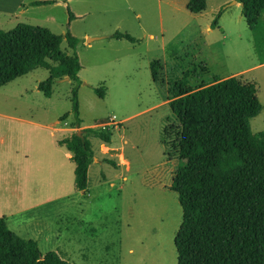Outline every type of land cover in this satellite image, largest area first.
Masks as SVG:
<instances>
[{
  "label": "rangeland",
  "instance_id": "1",
  "mask_svg": "<svg viewBox=\"0 0 264 264\" xmlns=\"http://www.w3.org/2000/svg\"><path fill=\"white\" fill-rule=\"evenodd\" d=\"M52 1L30 5L18 21L77 37L79 122L68 79L53 82L48 97L35 86L47 76L43 68L0 86V217L34 239L41 254L54 251L70 264H175L180 208L170 177L192 159L167 158L160 142L168 86L181 76L191 88L213 76L253 81L261 109L249 128L264 129V64L240 6L204 0L201 12L191 13L187 0ZM115 30L135 40L109 37ZM59 49L69 53L63 38ZM89 129L105 130L108 142ZM76 130L87 133L97 160L88 165L84 191L74 188L73 164L56 142Z\"/></svg>",
  "mask_w": 264,
  "mask_h": 264
},
{
  "label": "trees",
  "instance_id": "2",
  "mask_svg": "<svg viewBox=\"0 0 264 264\" xmlns=\"http://www.w3.org/2000/svg\"><path fill=\"white\" fill-rule=\"evenodd\" d=\"M234 1L240 3L253 50L263 63L264 0ZM50 2L34 0L30 5ZM204 7V0L185 3L191 13ZM72 17L68 12V20ZM215 25L214 17L210 26ZM109 37L135 40L117 30ZM62 38L69 53L59 49ZM77 42L68 30L55 34L44 26L24 22L0 29V86L43 68L47 76L37 82L36 89L48 97L51 84L67 77L70 112L79 122ZM158 66L156 60L149 63L152 81H156ZM92 90L102 97L101 88ZM166 103L169 114L163 118L160 133L164 152L167 158L192 159L174 169L170 177L169 189L180 208V221L172 237L175 264H264V129L251 132L249 128V119L261 109L255 83L233 75L213 76L211 82L191 88L181 76L168 86ZM88 131L104 143L109 140L105 130ZM85 135L84 130L79 135L72 131L56 141L69 153L73 186L82 191L87 188V168L93 159ZM196 155L199 159L193 160ZM0 264L70 263L54 251L41 254L34 239L12 232L0 217Z\"/></svg>",
  "mask_w": 264,
  "mask_h": 264
},
{
  "label": "crops",
  "instance_id": "3",
  "mask_svg": "<svg viewBox=\"0 0 264 264\" xmlns=\"http://www.w3.org/2000/svg\"><path fill=\"white\" fill-rule=\"evenodd\" d=\"M34 0H0V29L7 30L14 26L18 21V18L23 17L25 13H27V8L30 6V2ZM54 4V1L52 2ZM238 4V3H237ZM43 5V4H41ZM36 6V5H35ZM36 19V18H34ZM4 24H12L9 28H4L2 25ZM208 30V27L205 28ZM151 36V35H149ZM260 63V65H263ZM248 68L241 69L240 72L247 70ZM246 72V71H245ZM60 81V80H57ZM67 81V80H66ZM253 82V81H252ZM37 84V83H36ZM35 84V86H36ZM51 93V91H50ZM66 156L69 157V153H65ZM96 162L95 158L92 159V162ZM91 164V163H90ZM126 167L125 169H127Z\"/></svg>",
  "mask_w": 264,
  "mask_h": 264
},
{
  "label": "water",
  "instance_id": "4",
  "mask_svg": "<svg viewBox=\"0 0 264 264\" xmlns=\"http://www.w3.org/2000/svg\"><path fill=\"white\" fill-rule=\"evenodd\" d=\"M234 3H235V1H234V0H231L230 4H234ZM238 4L240 5V3H238ZM67 79H68L67 77H63V78H61L60 80H67ZM75 133H76L77 135H79V134H80V131H79V130H76Z\"/></svg>",
  "mask_w": 264,
  "mask_h": 264
},
{
  "label": "built area",
  "instance_id": "5",
  "mask_svg": "<svg viewBox=\"0 0 264 264\" xmlns=\"http://www.w3.org/2000/svg\"><path fill=\"white\" fill-rule=\"evenodd\" d=\"M113 118H114L113 115L110 116V117L108 118V122H106V123H104V124H110V123H113V122H114V121H113Z\"/></svg>",
  "mask_w": 264,
  "mask_h": 264
}]
</instances>
